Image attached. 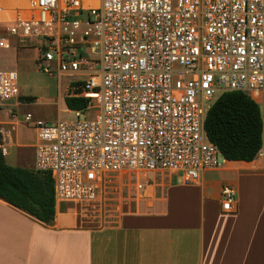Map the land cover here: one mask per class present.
I'll return each mask as SVG.
<instances>
[{
    "label": "built area",
    "instance_id": "2783aa9c",
    "mask_svg": "<svg viewBox=\"0 0 264 264\" xmlns=\"http://www.w3.org/2000/svg\"><path fill=\"white\" fill-rule=\"evenodd\" d=\"M0 16V49L8 37L29 46L36 68L65 82L63 98L87 100L71 120L24 118L36 131L33 169L50 175L55 201L94 206L121 172L196 183L219 167L204 124L230 92L258 107L252 163L264 170V0H18ZM18 96L17 71L0 69V109ZM235 196L222 189V212Z\"/></svg>",
    "mask_w": 264,
    "mask_h": 264
},
{
    "label": "crops",
    "instance_id": "0c3cea01",
    "mask_svg": "<svg viewBox=\"0 0 264 264\" xmlns=\"http://www.w3.org/2000/svg\"><path fill=\"white\" fill-rule=\"evenodd\" d=\"M20 96L19 90L18 104L8 106L15 109ZM61 105L70 113L64 98ZM16 123L0 121V152L7 164L6 147H28L21 168H34L35 128L31 143L10 142ZM223 162L194 184L166 174L158 192L156 177L163 174H150L153 183L135 201L137 210L118 209L107 224L55 201L54 221L46 225L0 200V264H264V170L252 162ZM224 187L236 193L232 213L221 211Z\"/></svg>",
    "mask_w": 264,
    "mask_h": 264
},
{
    "label": "rangeland",
    "instance_id": "374dc122",
    "mask_svg": "<svg viewBox=\"0 0 264 264\" xmlns=\"http://www.w3.org/2000/svg\"><path fill=\"white\" fill-rule=\"evenodd\" d=\"M17 3L18 0H0V9L10 11ZM3 18L0 16V37L7 35L5 26L7 19L2 20ZM8 39L12 46L7 50L0 49V69L17 71L21 96L19 98L20 104L15 109L10 108L9 103L0 109V121L17 120V123L11 126L12 131L9 132L10 142L27 144L32 141V121L41 120L51 125L58 119L71 120L75 116L65 111L61 105V100L66 95L65 82L61 83L59 89L56 77H50L36 68L34 64L35 51L32 48L17 44L13 37H8ZM27 113H31L33 116L31 122L24 121ZM6 149L7 156L5 159L9 166L24 167L27 165L30 148L17 145L16 147H6ZM218 162L219 166H223V157H219ZM150 176V174L138 175L132 172L108 175L102 187L100 200L96 205L86 208L79 206L78 211L89 217L87 221H91L95 217L94 219L100 221L101 224L111 223L122 208H130L134 212L137 210L135 201L140 200V192L137 186L138 184H152L153 181ZM169 178L170 176L166 174L156 177L155 183L161 185L156 188L157 192L164 187ZM156 187L158 186L156 185ZM148 189L146 186V191ZM234 200H236V196Z\"/></svg>",
    "mask_w": 264,
    "mask_h": 264
},
{
    "label": "trees",
    "instance_id": "16d2710c",
    "mask_svg": "<svg viewBox=\"0 0 264 264\" xmlns=\"http://www.w3.org/2000/svg\"><path fill=\"white\" fill-rule=\"evenodd\" d=\"M68 110H84L87 100L64 98ZM205 133L223 159L252 162L260 144L261 121L257 105L240 92L221 95L205 119ZM0 200L37 221L50 225L56 214L53 180L33 168L12 167L0 152Z\"/></svg>",
    "mask_w": 264,
    "mask_h": 264
}]
</instances>
